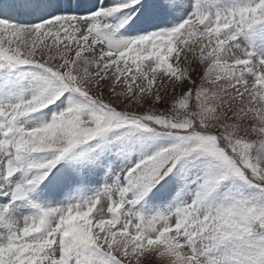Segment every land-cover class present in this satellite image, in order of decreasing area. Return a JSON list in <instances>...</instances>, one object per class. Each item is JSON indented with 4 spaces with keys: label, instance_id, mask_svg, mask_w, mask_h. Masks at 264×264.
Segmentation results:
<instances>
[{
    "label": "snow or ice",
    "instance_id": "6c2138e0",
    "mask_svg": "<svg viewBox=\"0 0 264 264\" xmlns=\"http://www.w3.org/2000/svg\"><path fill=\"white\" fill-rule=\"evenodd\" d=\"M0 264H264V0H0Z\"/></svg>",
    "mask_w": 264,
    "mask_h": 264
}]
</instances>
